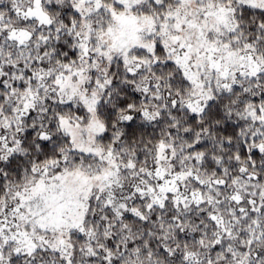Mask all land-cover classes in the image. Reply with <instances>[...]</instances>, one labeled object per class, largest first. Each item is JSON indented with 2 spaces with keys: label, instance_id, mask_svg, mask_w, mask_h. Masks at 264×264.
I'll use <instances>...</instances> for the list:
<instances>
[{
  "label": "snow or ice",
  "instance_id": "6c2138e0",
  "mask_svg": "<svg viewBox=\"0 0 264 264\" xmlns=\"http://www.w3.org/2000/svg\"><path fill=\"white\" fill-rule=\"evenodd\" d=\"M0 264H264V0H0Z\"/></svg>",
  "mask_w": 264,
  "mask_h": 264
}]
</instances>
